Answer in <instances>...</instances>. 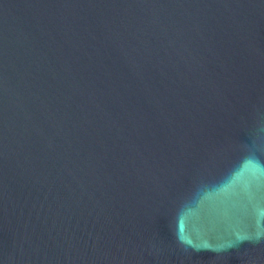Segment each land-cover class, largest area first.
I'll return each instance as SVG.
<instances>
[{"label": "water", "instance_id": "water-1", "mask_svg": "<svg viewBox=\"0 0 264 264\" xmlns=\"http://www.w3.org/2000/svg\"><path fill=\"white\" fill-rule=\"evenodd\" d=\"M0 264H264V0H0Z\"/></svg>", "mask_w": 264, "mask_h": 264}]
</instances>
